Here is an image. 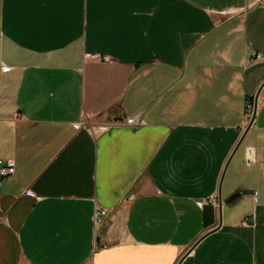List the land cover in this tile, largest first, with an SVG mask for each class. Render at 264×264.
Listing matches in <instances>:
<instances>
[{
    "label": "crops",
    "instance_id": "obj_1",
    "mask_svg": "<svg viewBox=\"0 0 264 264\" xmlns=\"http://www.w3.org/2000/svg\"><path fill=\"white\" fill-rule=\"evenodd\" d=\"M8 159L0 264H264V0H0Z\"/></svg>",
    "mask_w": 264,
    "mask_h": 264
},
{
    "label": "built area",
    "instance_id": "obj_2",
    "mask_svg": "<svg viewBox=\"0 0 264 264\" xmlns=\"http://www.w3.org/2000/svg\"><path fill=\"white\" fill-rule=\"evenodd\" d=\"M260 59H261V55L259 53H257L253 56V58L251 59L250 62H256V61H259ZM102 60L104 62L110 61V59L108 57H103ZM3 70L6 71L7 68H3ZM253 106H254L253 99H249V98L245 99L244 105H243V112H244L243 123H242V126L240 127V133L241 134H243L246 127L250 123L252 113H253ZM127 122H130V124H136L137 123L136 119L129 120ZM74 127L77 130H79L81 128H86L91 133H95V131H96L95 127L93 125H91L86 120H82L81 122L77 123ZM104 127H107V125L105 124L102 127H98V130H100L101 128H104ZM253 153L254 152H253L252 148L247 149V151H246L247 162L251 163L253 161ZM14 173H15V161L13 159L0 160V180H3L7 177H10ZM26 194L28 195L29 193H26ZM197 204L200 206L208 205V204L213 205V206H217V199H216V197H210L208 199H202V200L198 201ZM106 215H107L106 209H103V208L95 209V211L93 213V224L99 225L101 223V221L103 220V218L106 217Z\"/></svg>",
    "mask_w": 264,
    "mask_h": 264
},
{
    "label": "water",
    "instance_id": "obj_3",
    "mask_svg": "<svg viewBox=\"0 0 264 264\" xmlns=\"http://www.w3.org/2000/svg\"><path fill=\"white\" fill-rule=\"evenodd\" d=\"M256 106H257V97L254 98V106H253V113H252V117H251V120H250V123L248 124V126L246 127L245 131L243 132L241 138H240V141L242 140V138L244 137V135L246 134V132L248 131L249 127L252 125L253 123V119H254V116H255V111H256ZM240 141L238 142V144L240 143ZM238 144L236 145L235 149L237 148ZM237 195H235L234 197H232L231 199H229L228 203L230 201H232L234 198H236ZM202 238V237H201ZM198 239L197 241H195V243H193V245H191L187 251L182 255V257L179 259V261L177 262V264H180L181 261L193 250V248L198 244V242L201 240Z\"/></svg>",
    "mask_w": 264,
    "mask_h": 264
}]
</instances>
